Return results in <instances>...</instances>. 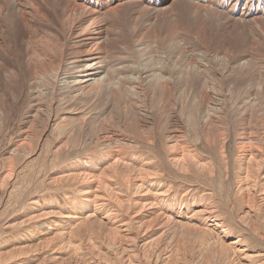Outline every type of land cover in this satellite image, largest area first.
I'll use <instances>...</instances> for the list:
<instances>
[{"label": "bare ground", "instance_id": "6f19581e", "mask_svg": "<svg viewBox=\"0 0 264 264\" xmlns=\"http://www.w3.org/2000/svg\"><path fill=\"white\" fill-rule=\"evenodd\" d=\"M23 104L7 156L87 152L0 264H264V0H0V118Z\"/></svg>", "mask_w": 264, "mask_h": 264}, {"label": "rangeland", "instance_id": "374dc122", "mask_svg": "<svg viewBox=\"0 0 264 264\" xmlns=\"http://www.w3.org/2000/svg\"><path fill=\"white\" fill-rule=\"evenodd\" d=\"M26 111V105L23 104L18 110H10L5 119L2 117L0 118V251L20 246L22 243L24 244L31 235V228L29 226L21 229H13L6 226L7 221L15 222L23 219L27 215L33 212L35 213L41 208H45L46 205H55L59 211H64L70 207L72 202L68 201V198L73 197L75 190L72 192L70 189L72 186L66 184H52L50 178L64 170L70 171L74 169L79 165V162L84 161L81 160L80 157H84L87 152L85 146L82 145L83 142H77L75 140L66 148L67 150L60 151L58 154L53 155V147L55 145L53 139L49 135H42L41 133L42 136L39 141L36 139L31 140L30 151H34V156L30 159H24L26 156H22L21 154H16L13 157L7 156V153L12 149V142L15 140L14 137L17 135L20 123L22 120L24 121ZM38 132L39 130H37V133ZM203 154L205 155L204 152ZM227 154L231 162L234 161L236 152L231 144L227 149ZM148 156L146 153L143 154L145 158ZM214 160L217 165V158H214ZM217 168L221 175L219 176L218 174L219 179L216 182V186H218L219 192L223 195V197H221L222 195L220 193V195H216V198L220 200L217 205L219 204V210L225 211L223 206L228 205V202L233 203V201L230 200L233 189L232 179L230 176L225 179L224 175L222 176L221 167L217 165ZM234 172L235 169H233L231 174L234 175ZM10 174H12V177L7 180L6 177ZM194 180L195 179L185 178L186 184L181 186L186 188L188 184L192 183ZM168 181H170V179ZM203 184L201 180L199 184L197 183L192 187H197L199 191H201L202 189L200 187H203ZM205 185L207 186V184ZM219 186L222 187L220 188ZM69 192L71 193L69 194ZM181 194H184V192H181ZM194 194L202 198H207L210 195V193L208 195L200 193V195L198 193ZM186 196L188 197L190 195H184L183 199L187 198ZM76 202L77 201L74 203ZM227 207H229V205ZM221 211L219 214H221ZM248 241L250 248L262 249V246L255 244L252 240ZM204 248V263H212L213 260H215L214 255L209 249L206 247Z\"/></svg>", "mask_w": 264, "mask_h": 264}]
</instances>
